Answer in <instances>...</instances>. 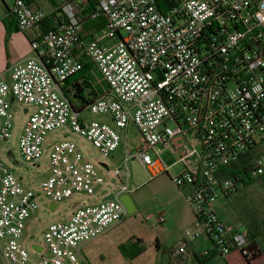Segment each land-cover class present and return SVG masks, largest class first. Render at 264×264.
<instances>
[{"label": "built area", "instance_id": "obj_1", "mask_svg": "<svg viewBox=\"0 0 264 264\" xmlns=\"http://www.w3.org/2000/svg\"><path fill=\"white\" fill-rule=\"evenodd\" d=\"M172 4L163 12L157 0H97L90 19L103 17L105 28L101 36L86 38L81 35L80 2L59 0L56 25L32 42L34 55L11 69L10 83L0 81V149L12 137L10 111L22 104L33 107L32 114L25 110L29 117L19 140L29 164L42 165L47 134L68 123L102 155L115 152L122 137L108 125L83 121L84 112L108 113L126 132L134 125L142 139L135 154L126 142L125 169L114 171L90 162L72 141L50 143L51 175L38 194L25 188L0 150V264L85 261L83 246L130 215L120 198L134 191L128 169L134 160L150 180L170 176L173 167L182 165L171 181L184 193L196 219L197 228L188 230L186 238L211 242L201 259L233 251L248 260L253 256L249 231L226 226L215 205L237 191L244 179L264 176V0ZM12 15L21 32H30L41 29L48 12L16 0ZM96 74L101 78L95 82ZM76 83L86 87L87 99L95 94L83 108ZM179 140L183 144L176 146ZM167 150L180 156L171 166L161 160ZM254 150L260 155L235 170ZM99 169L119 181L116 192H106L111 183ZM99 194L100 203L83 206L75 201L68 218L46 227L45 244L33 247L38 258L24 249L27 222L39 210L42 195L56 205V212L67 200ZM110 195L114 199L104 201ZM156 217L159 224L166 223L164 213ZM183 254L187 247L181 244L175 255Z\"/></svg>", "mask_w": 264, "mask_h": 264}, {"label": "rangeland", "instance_id": "obj_2", "mask_svg": "<svg viewBox=\"0 0 264 264\" xmlns=\"http://www.w3.org/2000/svg\"><path fill=\"white\" fill-rule=\"evenodd\" d=\"M8 1L12 4L16 2V0ZM97 78H101L99 74H96V78L94 80L95 82L97 81ZM6 82L10 83V81ZM13 105V107H16V104ZM25 110H28L29 114L33 113V107L28 104H22L20 107L13 108V111H10L14 128L12 130V137L5 144H3L0 149L1 158L7 163L11 170L14 171L18 179L23 181L25 188L32 190L36 194L39 193V188L42 183L45 182L51 175L49 169V155L47 153L50 143L56 144L67 140L72 141L81 148L86 159L94 164L100 162L103 167L108 166L110 171H114L119 168L125 169L124 159L126 142L127 148L132 151L133 154L136 153L137 148L142 143L141 135L134 125H131L126 132L116 127L111 115L108 113L94 115L89 112H84L82 114L83 121L108 125L116 130V132L122 137V142L115 152L107 156L102 155L87 138H83L80 135L73 133L68 123L62 129H57L47 134L44 144L46 153L43 158L42 165L29 164L24 160L19 149V140L23 133L22 128L26 125L29 117V114L27 115ZM126 133L127 135L125 139ZM182 144L183 141L181 140L175 143L176 146H181ZM259 155L260 152L258 150L252 151L249 155H247V158L242 161V164H249V162ZM152 156L154 157L153 153ZM179 157L178 153L171 150H167L161 154V160L166 166H171L177 163L180 159ZM128 169L132 176L130 180L131 188L134 190L130 196L138 206V210L128 216L124 224H121V226L116 229L113 237L116 240H127V238H131L133 236H137L139 238L142 237L147 241L149 246L154 244L156 239L155 234H159L162 230L164 235L175 243L180 237L184 238L185 233L189 229H182L183 226L179 224L177 218L181 215H185L183 208H189L186 205L185 195L182 196L181 191L178 190L171 181V176L178 175L181 172L182 165L179 164L173 167L170 171V176L162 174L157 176L154 180L149 179L146 170L137 160L129 162ZM99 173L106 182L111 183L106 192H116L117 189L115 186L119 185V181L113 179L107 169L105 171L99 169ZM246 182L249 183V179L246 178ZM260 183L261 182L254 181L248 186H244L240 183L241 193L235 203V206L241 213L246 214L249 209H252V211L259 209L261 196H263V189L260 188ZM102 200V194L96 195L90 199L76 197L75 199L65 201L62 205H60V207H58L57 211L54 212L49 199L42 195L39 199V210L27 222V227L22 239L24 249L31 253L32 258H38V255L33 253V247L43 246L45 244L44 231L49 224L68 218L74 210L75 201H79L83 204V206H85L98 204ZM161 212L166 215L167 222L165 224H157L155 219H152V216L155 217ZM149 217L152 218L148 221ZM207 245L211 247V244L208 243ZM118 253L119 252L117 250L111 251L104 257L102 263H131L125 262V260H123Z\"/></svg>", "mask_w": 264, "mask_h": 264}, {"label": "crops", "instance_id": "obj_3", "mask_svg": "<svg viewBox=\"0 0 264 264\" xmlns=\"http://www.w3.org/2000/svg\"><path fill=\"white\" fill-rule=\"evenodd\" d=\"M77 1L78 3L80 2L82 9L81 35L86 38L101 36L102 30H98L96 20L90 19V13L86 12L89 4L84 0ZM27 2L34 9H44L48 12V16L40 30L21 32L18 28L16 19L12 15L15 2L12 4L8 0H0V81H10L11 69L15 65L27 61L28 58L34 55L31 48L32 42L37 40L43 31H48L56 25L58 17L57 13H54V9L57 7L56 0H28ZM84 89L86 90V87H84ZM242 161L238 166L244 165L242 164ZM249 181L250 182L247 183L246 179H244L241 184L248 186L254 181L261 182L260 188L263 189V196H261V204L259 205L258 210L256 209V211H252V209H249L246 214H243L235 206L241 193V184L237 191L231 194L227 199L219 200L215 205V210L218 216L226 226L230 227L233 231H239L242 229L249 231L251 236V246L253 249H257L255 250L256 253L249 260H246L238 251H233L226 257L215 254L208 259H201L200 254L205 250L211 249V247L207 245L208 243L211 244L208 239L201 237L197 240H190L185 236L184 238L180 237L175 243L164 235L163 230L159 234H155L156 239L151 246L147 244V241L144 238H139L137 236L127 238V240H116L113 236L116 229L121 226L120 224L110 229L105 236L92 243L84 245L82 252L85 261H81L80 264H103L104 257L113 250H117L121 258H123L125 262H131L130 264H264V176ZM182 196H184V193H182ZM134 204L137 211L138 206L135 202ZM51 207L52 210L55 211L56 205L51 204ZM183 209L185 215H181L177 218L179 224L183 226L182 229L195 230L197 228V223L193 213L190 208L187 209L185 207ZM152 217H149L148 221L152 218L155 219L157 224H159L156 219L157 217ZM124 222L122 224H124ZM133 239L141 240L143 244H145L146 249L134 259L126 260L121 254L120 246ZM181 244L186 245L187 254L175 255V250H177L178 246Z\"/></svg>", "mask_w": 264, "mask_h": 264}, {"label": "trees", "instance_id": "obj_4", "mask_svg": "<svg viewBox=\"0 0 264 264\" xmlns=\"http://www.w3.org/2000/svg\"><path fill=\"white\" fill-rule=\"evenodd\" d=\"M28 1V0H27ZM158 6L160 8L161 11L166 12L167 10H169V8L173 5L172 4V0H157ZM97 4V0H89V6L87 7L86 12L87 13H91L92 10L95 8ZM97 24H98V30H103L105 28V19L99 18L98 20H96ZM89 65L86 63L85 64V70H88ZM85 74V73H84ZM83 77V73L80 74L79 76H77L74 79H71L68 81V85H72L73 82H77V80L81 79ZM76 88H77V93H78V98L79 100H81V108H83L85 105H87L92 98L95 97V94H92V97H89L88 99L85 97L84 94V85H79L76 83ZM244 167V166H243ZM239 168L238 165H236L235 167ZM235 172H233L234 175ZM235 176V175H234ZM146 249L145 244H143V242L141 240L138 239H133L131 241H129L128 243H125L123 245L120 246V251L122 256L126 259V260H132L135 257H137L138 255H140L141 253H143ZM257 249H253L251 250V253L254 255L256 253ZM248 260V259H246Z\"/></svg>", "mask_w": 264, "mask_h": 264}, {"label": "water", "instance_id": "obj_5", "mask_svg": "<svg viewBox=\"0 0 264 264\" xmlns=\"http://www.w3.org/2000/svg\"><path fill=\"white\" fill-rule=\"evenodd\" d=\"M114 197L112 195L106 197L104 199V201L106 200H113ZM120 200L123 202V204L128 208L129 210V213L130 214H133L136 212V207H135V204L133 202V200L131 199V197L129 195H124L120 198ZM40 250V249H39Z\"/></svg>", "mask_w": 264, "mask_h": 264}]
</instances>
